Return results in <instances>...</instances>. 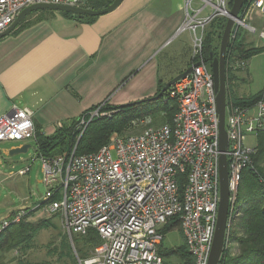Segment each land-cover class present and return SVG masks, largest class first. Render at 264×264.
<instances>
[{"label": "built area", "instance_id": "2783aa9c", "mask_svg": "<svg viewBox=\"0 0 264 264\" xmlns=\"http://www.w3.org/2000/svg\"><path fill=\"white\" fill-rule=\"evenodd\" d=\"M49 4L85 8L86 0H0V33L25 8ZM229 0H185L184 19L178 32L191 37L192 70L164 94V102H175L170 121L152 125L143 117L133 124L141 129L126 136L114 135L96 152L40 157L48 211L60 217L70 235L84 237L95 231L100 241L91 257L79 264H162L158 253L165 235L162 229L176 218L193 264H207L219 203V130L216 91L211 62L203 58L207 27L229 17ZM256 14L264 16V0H245L234 19L230 41L239 29L255 34L245 23ZM264 41V31L258 33ZM248 61L236 68L245 70ZM102 105L87 115L89 120L105 116ZM86 115V116H87ZM79 119L82 124L83 118ZM33 113L11 108L0 116V143L26 142L34 138ZM79 123V124H80ZM229 205L225 245L241 216L237 191L242 174L250 167L255 147L246 138L264 131V98L253 106H225ZM81 136V135H80ZM28 168L19 171V175ZM55 198V199H54ZM27 209L0 221V233L26 217Z\"/></svg>", "mask_w": 264, "mask_h": 264}, {"label": "crops", "instance_id": "0c3cea01", "mask_svg": "<svg viewBox=\"0 0 264 264\" xmlns=\"http://www.w3.org/2000/svg\"><path fill=\"white\" fill-rule=\"evenodd\" d=\"M184 1L122 0L90 22L56 12L29 15L0 39V116L13 107L27 108L35 134L48 137L101 104L126 106L156 98L159 83L165 85L170 74L177 76L191 64V37L178 32ZM35 134L30 141L40 160ZM22 145L2 154L9 156L10 149ZM25 168L28 172L19 175ZM29 172L25 165L15 176ZM11 177L10 171L0 172V184ZM10 187L17 190L16 183ZM22 209L27 207L8 208L0 221Z\"/></svg>", "mask_w": 264, "mask_h": 264}, {"label": "trees", "instance_id": "16d2710c", "mask_svg": "<svg viewBox=\"0 0 264 264\" xmlns=\"http://www.w3.org/2000/svg\"><path fill=\"white\" fill-rule=\"evenodd\" d=\"M231 2L232 0H229V5H231ZM110 3L111 0H86L85 9L99 10L105 8ZM37 13L54 14V12L50 11H37L30 15ZM58 14L78 22H90L96 18L76 16L67 13ZM25 19L16 28L24 24ZM212 25L215 26V29H218L217 39H219L220 31L224 26L221 22H217L216 24L211 23L209 27ZM213 35L211 31L205 32L204 35L202 54L206 62L210 61V55L213 57L216 56L214 50L217 49V46L212 45ZM243 43L244 38H240L239 34L236 39L231 41L226 50V103L239 107H250L261 98H264V85L259 92L252 95L237 96L232 94L233 89H231V92L228 89L238 81V77L234 75V71H241L239 68H236L238 62L241 60L248 61L253 56L264 52V49L261 50L251 45H244ZM163 86L164 84H158V92L155 96L156 98L153 99H146L126 106H111L105 103L101 110L103 112L115 110L116 112L112 115V118L110 120L104 117L92 119L78 140L77 135L79 133L76 126L80 118L73 121L67 127L59 128L51 136L44 137L35 134L38 156L50 159L66 156L74 147L76 155L96 152L108 143L111 133L131 129L129 121L135 117L163 112L166 115L167 122L170 121L172 108L169 106L171 103L169 105L164 103L163 97L165 92L158 97ZM97 107L92 109L94 110ZM174 111L175 108L172 112L174 113ZM257 137L256 151L251 157L250 167L242 174L241 183L237 191V202L240 205L241 216L233 226L230 242L238 244V254L236 256H230L227 252L229 249L224 248L218 264H264V131L259 133ZM39 228L40 226L38 224L23 222L4 231L2 233L3 236H0V253L8 252L17 245L24 243ZM171 230H179V223L176 218L171 219L164 226L162 234L165 235ZM237 230L242 231L243 236L237 237V234L234 232ZM74 243L81 259H85L87 258L86 249L92 248L93 251L99 245L100 241L95 231L89 230L86 236H77L74 239ZM158 253L162 258V264H193V258L187 251L185 244L170 249H165L162 244L159 247ZM171 258L177 259L178 262H170L169 260Z\"/></svg>", "mask_w": 264, "mask_h": 264}, {"label": "rangeland", "instance_id": "374dc122", "mask_svg": "<svg viewBox=\"0 0 264 264\" xmlns=\"http://www.w3.org/2000/svg\"><path fill=\"white\" fill-rule=\"evenodd\" d=\"M41 15L49 16V14H39L33 15L31 18L35 19ZM217 22H221L224 26L226 20L217 19L212 23L216 24ZM245 23L254 27L256 29V33L247 34L244 29H239L240 38H244L243 44L247 46L251 45L254 48L263 50L264 41L258 38V33L260 31H264V16H257L256 14H253L247 18ZM207 31H211L214 34L212 36V45L217 46V49L214 50V53L217 56L220 37L223 29L220 31L219 39H217L219 31L217 28L215 29L214 25L211 27L208 26L206 32ZM234 72V75L238 77V81L228 89L229 92H231V89H233L232 94L237 96H243L244 94H256L263 88L264 85V52L250 58L247 62V67L245 70H236ZM170 76L173 78L176 77L175 74H170ZM164 103L168 105L171 103L169 107L172 108V111L176 106L175 102L173 101H167ZM101 105L103 108L104 104ZM172 111L170 113L171 117L173 115ZM115 112V110L107 111L105 116H98L95 118L104 117L110 120ZM143 117L151 118L152 125L154 126H159L167 122L166 115L163 112H158L153 115L135 117L129 121L131 129L128 131L122 130L120 132H113L111 133L109 140L114 135L126 136L138 133L141 128L139 126H135L133 123L137 122ZM83 121L84 122L82 124L80 121H78L76 126V129L79 133L77 135V140L80 135L84 133L88 124L92 120H89V116L85 115ZM257 138L258 137L255 138L254 136H248L245 141L246 146H257ZM20 143L29 145V148L25 154L15 155L12 157L4 156L2 154L5 150H8L10 146H17ZM34 150L35 147L31 141L4 142L0 144V160L2 162V164H0V172L4 175H8V172L10 171L14 175V177L7 179L4 183L0 184V217L7 212L8 208L16 209L21 206H25L27 207L28 211L26 213L27 215L16 224L24 222L38 224V226H40V228L36 232L32 233L24 243L17 245L8 252L0 253V264H79L78 260L82 259L74 245V239H76L77 236L72 234L69 235L63 229L60 217L57 214L52 215L48 211L50 202H44L46 188L42 183L43 173L40 171L41 161L36 158ZM21 160L24 162H21ZM10 161L13 162V168H6L5 164ZM25 165L30 166V172L25 177L15 176L16 171L20 168H24ZM13 183H16V191L12 190L10 187ZM16 224L10 225L4 231L11 229V227L15 226ZM234 232L237 234V237L243 236V232H240V230ZM2 233H0V236ZM182 244H184V242L179 230H171L165 234L163 241V246L165 249L176 248ZM226 247L229 249L227 252L230 256H236L238 254L237 243L235 244L229 241ZM86 250L87 258L91 257L93 253L92 248ZM169 261L172 263L178 262V260L175 258H171Z\"/></svg>", "mask_w": 264, "mask_h": 264}, {"label": "water", "instance_id": "95a60500", "mask_svg": "<svg viewBox=\"0 0 264 264\" xmlns=\"http://www.w3.org/2000/svg\"><path fill=\"white\" fill-rule=\"evenodd\" d=\"M122 0H111V3L105 8L99 10L76 8L61 5H49L39 4L29 6L23 9L16 17L14 22L2 33H0V39L8 35L13 31L28 15L37 11H50L56 13H67L76 16L85 17H99L110 13ZM245 0H232L230 10L228 12L229 17L223 27V31L220 37L218 55L213 57L210 55L211 73L214 81V89L216 91V112L218 115V130H219V151L221 155L219 157V203L217 208V220L215 225V231L213 235L211 250L207 264H218L222 256L225 245V231L227 226L228 205H229V191L227 187V165L224 155L227 147V136L224 129L225 120V106H226V50L230 41V32L233 27L234 19H237L238 13ZM192 70V66H189L184 72L177 75L168 81L161 92L158 94L160 97L167 89L173 85L177 80L185 77ZM29 148L28 144H24L19 148L10 149L8 151L9 156L25 154Z\"/></svg>", "mask_w": 264, "mask_h": 264}, {"label": "bare ground", "instance_id": "6f19581e", "mask_svg": "<svg viewBox=\"0 0 264 264\" xmlns=\"http://www.w3.org/2000/svg\"><path fill=\"white\" fill-rule=\"evenodd\" d=\"M250 172V171H249ZM2 236H3V234H2ZM5 240V239H4ZM6 241V240H5Z\"/></svg>", "mask_w": 264, "mask_h": 264}]
</instances>
